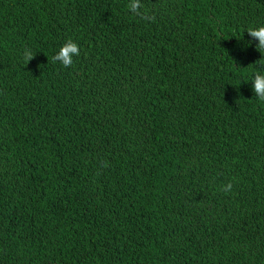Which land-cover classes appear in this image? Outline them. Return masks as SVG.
Instances as JSON below:
<instances>
[{
	"label": "trees",
	"instance_id": "trees-1",
	"mask_svg": "<svg viewBox=\"0 0 264 264\" xmlns=\"http://www.w3.org/2000/svg\"><path fill=\"white\" fill-rule=\"evenodd\" d=\"M129 3L0 0V264H264V0Z\"/></svg>",
	"mask_w": 264,
	"mask_h": 264
},
{
	"label": "clouds",
	"instance_id": "clouds-1",
	"mask_svg": "<svg viewBox=\"0 0 264 264\" xmlns=\"http://www.w3.org/2000/svg\"><path fill=\"white\" fill-rule=\"evenodd\" d=\"M128 7L134 13L139 12V9L141 8V0H130ZM246 32L251 38L248 41L249 44L255 43V46L259 51L264 49V26L258 28H249ZM79 54L80 46L76 42L69 40L61 47L54 59L59 61L64 67H69L73 65L74 58L79 56ZM25 56L30 61L33 58L32 51L26 50ZM252 88L255 96L264 101V70H257L255 72L252 79ZM231 187V184L227 185L225 191L230 190Z\"/></svg>",
	"mask_w": 264,
	"mask_h": 264
}]
</instances>
